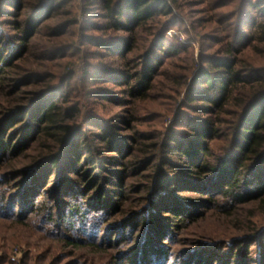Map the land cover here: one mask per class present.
Returning a JSON list of instances; mask_svg holds the SVG:
<instances>
[{"label":"trees","instance_id":"trees-1","mask_svg":"<svg viewBox=\"0 0 264 264\" xmlns=\"http://www.w3.org/2000/svg\"><path fill=\"white\" fill-rule=\"evenodd\" d=\"M0 264H264V0H0Z\"/></svg>","mask_w":264,"mask_h":264},{"label":"rangeland","instance_id":"rangeland-1","mask_svg":"<svg viewBox=\"0 0 264 264\" xmlns=\"http://www.w3.org/2000/svg\"><path fill=\"white\" fill-rule=\"evenodd\" d=\"M197 10V9H196ZM192 12L194 11H191V9H188L186 7H184L183 11L182 10H177L176 13L177 14H180L181 16H183L186 20V24H187V27L190 23V18L192 16ZM191 14V15H190ZM167 37L170 38V39H178L180 41H183L185 39H187V35L184 33V31L182 29H179V28H173L171 29L168 33H167ZM196 51L198 52V48L196 49ZM25 247L21 248V249H17L16 252L14 253L15 254V260H17V262H21L23 257H24V254H25Z\"/></svg>","mask_w":264,"mask_h":264}]
</instances>
